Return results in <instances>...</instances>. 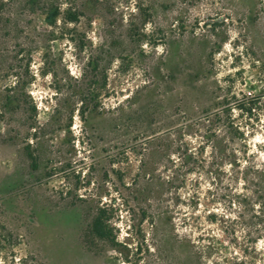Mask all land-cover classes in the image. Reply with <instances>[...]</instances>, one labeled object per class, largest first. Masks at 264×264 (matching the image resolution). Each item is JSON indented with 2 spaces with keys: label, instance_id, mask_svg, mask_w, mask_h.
<instances>
[{
  "label": "rangeland",
  "instance_id": "obj_1",
  "mask_svg": "<svg viewBox=\"0 0 264 264\" xmlns=\"http://www.w3.org/2000/svg\"><path fill=\"white\" fill-rule=\"evenodd\" d=\"M255 165L264 0H0V264H264Z\"/></svg>",
  "mask_w": 264,
  "mask_h": 264
},
{
  "label": "trees",
  "instance_id": "obj_2",
  "mask_svg": "<svg viewBox=\"0 0 264 264\" xmlns=\"http://www.w3.org/2000/svg\"><path fill=\"white\" fill-rule=\"evenodd\" d=\"M77 17V14L73 13L70 15L69 19L70 21H74L77 20ZM251 109L253 108L250 107V110ZM242 174V184L244 190H246L244 196L251 200L254 207H259L264 210V167H261L260 169L258 168V165L252 167L247 166L246 169H243ZM91 230L96 236L101 238H105L110 235L109 233L111 229L108 224V220L104 216V210H99V212L94 216L91 223Z\"/></svg>",
  "mask_w": 264,
  "mask_h": 264
}]
</instances>
